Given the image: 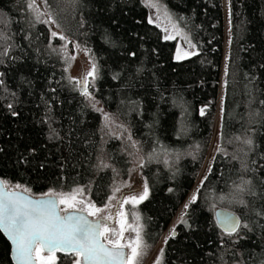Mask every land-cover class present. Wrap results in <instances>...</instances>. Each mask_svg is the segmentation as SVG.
Listing matches in <instances>:
<instances>
[{
	"label": "trees",
	"instance_id": "trees-1",
	"mask_svg": "<svg viewBox=\"0 0 264 264\" xmlns=\"http://www.w3.org/2000/svg\"><path fill=\"white\" fill-rule=\"evenodd\" d=\"M161 1L190 36L195 55L177 59L176 39L164 36L142 0L44 2L63 36L96 62L89 98L68 78L62 40L50 36L29 0H0V178L37 195L82 186L102 202L111 182L126 175L129 158L122 139L104 132L98 103L127 127L142 156L148 195L137 208L149 249L206 156L223 44L222 0ZM228 6L217 144L197 199L184 209L185 223L179 219L162 246L160 264H264V0H228ZM244 181L247 190L235 192ZM217 206L239 216L237 232L218 227ZM0 264H13L1 231Z\"/></svg>",
	"mask_w": 264,
	"mask_h": 264
},
{
	"label": "snow or ice",
	"instance_id": "snow-or-ice-1",
	"mask_svg": "<svg viewBox=\"0 0 264 264\" xmlns=\"http://www.w3.org/2000/svg\"><path fill=\"white\" fill-rule=\"evenodd\" d=\"M44 2L47 4V0ZM29 7L35 11L38 6L32 0ZM52 23H55V20H52ZM57 35L61 40L65 39L62 34L52 33L53 37ZM77 47L79 46L77 45ZM85 51L87 50L85 49ZM192 55L195 53L193 52ZM181 58L180 55H177V59ZM71 59H75V57H71ZM97 71V66L93 63L84 79L78 81L82 86L83 95L90 97L88 78L91 77L94 81ZM203 114L204 110L201 109V115ZM243 143L251 144L252 141L244 140ZM217 151L223 150L218 148ZM242 166L246 167V165ZM248 183L250 182L244 181L242 184L235 185V192L246 191L244 185ZM19 187L20 185H16V188ZM25 191L28 190L25 189ZM82 192L83 189H75L70 193L50 191L40 199H32L8 190L6 182L0 181V231L8 235L14 246L13 258L16 264H55L57 251L72 255L74 257L73 264H138L145 247L141 228L139 226L131 228L135 236L122 242L124 225H121L119 231L110 228L106 222L111 219V215L98 216L105 212L107 206L99 208L83 199H77ZM147 195L148 189L145 184L144 191L139 197H129L123 203L138 204L146 199ZM196 199L194 194L190 202H195ZM237 202L245 203L242 198ZM60 205L64 206L63 209ZM188 207V204L184 205L185 210ZM184 215L185 213L182 212L180 223H185ZM89 217L98 218L92 220ZM135 219L138 220L139 217H135ZM221 223L228 235L237 232L241 227L239 219L229 215H225ZM173 234H175L174 230ZM126 249L130 251L126 252ZM44 252H47L48 255H42ZM162 252L163 250H161V255ZM155 264H160L159 259Z\"/></svg>",
	"mask_w": 264,
	"mask_h": 264
},
{
	"label": "rangeland",
	"instance_id": "rangeland-1",
	"mask_svg": "<svg viewBox=\"0 0 264 264\" xmlns=\"http://www.w3.org/2000/svg\"><path fill=\"white\" fill-rule=\"evenodd\" d=\"M30 2H32V0H29V3ZM34 2L38 6L34 12L37 15L38 13H40L38 17L42 21L44 22L47 21L45 23L48 26L50 36H52L53 32L62 34V32L56 26V24L52 23L53 19L46 8L44 1L34 0ZM142 2L146 5L148 9L149 18L161 27L164 36L176 39L177 55L182 56L195 51V46L190 36L171 16V14L169 13V11L167 10V8L165 7V5L161 0H142ZM222 7H223L222 60H221L220 74L218 80L215 122L211 134L208 150L193 185L188 190L185 198L183 199L178 209L174 213L167 227L162 232L157 243L151 249H149V247L144 243L145 247L143 249V255L140 257L138 264H155L157 259H159V261L161 262L162 260L161 250L166 238L170 235V233L174 229L175 223L180 219L181 213L184 212V205L188 204L191 197L195 194V191L200 181L204 177L211 163L212 153L217 144L218 122H219L218 120H219L221 104H222L226 55H227L228 40H229L228 0H222ZM57 37H59V35H57ZM61 45L64 52L63 56L65 57L66 60V64H65L66 74L68 78L72 81L73 85L77 88H81L80 90H82V86L80 83H78V81L84 79L85 74L91 69L92 64L93 63L96 64V62L92 57V55L90 54L89 50L82 44L71 41L65 37V39L62 40ZM77 45L79 47H77ZM85 49L87 51H85ZM71 57H75V59H71ZM88 80H89L88 91L91 95L90 97L89 96L87 97L92 98V92L90 91V88L94 86L95 80L93 81L91 77H89ZM94 105L96 108H98V110L102 114L104 132L107 135L117 136L122 139L123 147L127 150L128 158H129V167L126 175L124 177L114 179L111 182L108 195L100 203H96L92 201L82 186H74L67 191L49 188L45 190L42 194L49 193L50 191L54 193H70L75 189H83L82 194L78 195L77 199H83L88 203L95 204L96 207L99 208H105V206H107L105 212L98 214V216L111 215V219H109L106 223L110 228H115L117 231L120 230L121 225L123 224L125 227V231L122 242H126L135 236V233L131 231V228H135L137 226H139L140 228L142 227L140 214L137 208L138 204L123 203V201L129 197L132 196L139 197L144 191L146 182L141 173L142 156L138 151V149L136 148L133 140L130 138L127 127L123 123L111 118L110 115L105 110H103V108H101L98 103H94ZM166 156H167L166 154H163L162 159L167 160L168 158ZM6 184H7V188L9 189H15L16 185H20V187L17 189H22L24 191L25 189H27L28 190L27 192L33 194L30 191V189H28L26 186L22 184L11 183V182H6ZM117 189H119V191H117ZM60 207L61 209H63L64 206L60 205ZM121 213H123V215H120ZM135 217H139V219L137 220L135 219ZM92 218L97 219L98 217H92ZM127 251L130 250L126 249V252ZM42 255L46 256L48 255V253L44 252L42 253ZM55 257H56L55 264H73L74 261V257L72 255H70L69 257H61L57 253H55Z\"/></svg>",
	"mask_w": 264,
	"mask_h": 264
},
{
	"label": "water",
	"instance_id": "water-1",
	"mask_svg": "<svg viewBox=\"0 0 264 264\" xmlns=\"http://www.w3.org/2000/svg\"><path fill=\"white\" fill-rule=\"evenodd\" d=\"M80 89H81V88H80ZM0 181H2L1 178H0ZM7 189H8V190H11V191H15V192L18 193V194H21V195H23V196H26V197H29V198H32V199H40V198H42V197L44 196V194H41V195H34V194H31V193H29V192H27V191H24V190H22V189H17V188H15V189H9V188H7ZM62 214H63V213H62ZM213 215H214V218H215V221H216L218 227H219L224 233H226V232H225V230H224V227L222 226L221 221H222V219H223V217H224L225 215H229V216L236 217V218H238L239 221H240L239 216H238L233 210H231V209H229V208H226V207H222V206H217V207H215V208L213 209ZM89 219L95 220V219H93L92 217H89ZM1 232H2V234L4 235V237L7 239V241L9 242V244H10V256H11V260H12L13 264H16V262H15V260H14V258H13V247H14V246L12 245V242H11L10 238L8 237V235H7L6 233H4L3 231H1ZM174 233H175V232H174ZM57 252H60V251H57ZM60 253H64V252H60ZM65 254H67V253H65Z\"/></svg>",
	"mask_w": 264,
	"mask_h": 264
},
{
	"label": "flooded vegetation",
	"instance_id": "flooded-vegetation-1",
	"mask_svg": "<svg viewBox=\"0 0 264 264\" xmlns=\"http://www.w3.org/2000/svg\"><path fill=\"white\" fill-rule=\"evenodd\" d=\"M175 232V231H174ZM172 233H173V230H172Z\"/></svg>",
	"mask_w": 264,
	"mask_h": 264
}]
</instances>
